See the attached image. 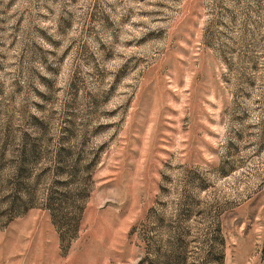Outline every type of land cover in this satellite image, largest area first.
Returning <instances> with one entry per match:
<instances>
[{
    "label": "rangeland",
    "instance_id": "374dc122",
    "mask_svg": "<svg viewBox=\"0 0 264 264\" xmlns=\"http://www.w3.org/2000/svg\"><path fill=\"white\" fill-rule=\"evenodd\" d=\"M0 264H264V0H0Z\"/></svg>",
    "mask_w": 264,
    "mask_h": 264
}]
</instances>
